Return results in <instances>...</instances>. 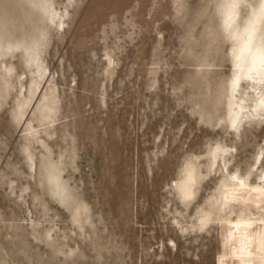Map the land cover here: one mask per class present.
<instances>
[{
  "label": "rangeland",
  "instance_id": "1",
  "mask_svg": "<svg viewBox=\"0 0 264 264\" xmlns=\"http://www.w3.org/2000/svg\"><path fill=\"white\" fill-rule=\"evenodd\" d=\"M227 2L0 0V264H264Z\"/></svg>",
  "mask_w": 264,
  "mask_h": 264
},
{
  "label": "bare ground",
  "instance_id": "2",
  "mask_svg": "<svg viewBox=\"0 0 264 264\" xmlns=\"http://www.w3.org/2000/svg\"><path fill=\"white\" fill-rule=\"evenodd\" d=\"M241 0H228L223 13L224 28L228 30L233 38L232 58L236 67V73L230 81V91L237 90L239 83L243 78L251 84L254 97L253 112L264 113V42H260V33H258L260 24L264 21V0H259L250 9V15L247 17L240 30L231 25L235 18L237 3ZM261 28V27H260ZM260 32V31H259ZM240 101H232L236 109L229 115L230 125L234 128L240 114L244 113L245 105ZM22 115V114H21ZM264 179V173H263Z\"/></svg>",
  "mask_w": 264,
  "mask_h": 264
}]
</instances>
